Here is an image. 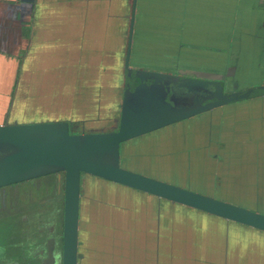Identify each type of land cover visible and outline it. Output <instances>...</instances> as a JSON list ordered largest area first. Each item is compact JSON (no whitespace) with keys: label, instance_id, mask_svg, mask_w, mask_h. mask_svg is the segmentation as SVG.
Wrapping results in <instances>:
<instances>
[{"label":"crops","instance_id":"crops-1","mask_svg":"<svg viewBox=\"0 0 264 264\" xmlns=\"http://www.w3.org/2000/svg\"><path fill=\"white\" fill-rule=\"evenodd\" d=\"M131 13L132 0H0V121H82L105 110L101 98L86 101L108 92L106 78L121 86ZM130 64L227 75L228 88L263 84L264 0H137ZM150 134L125 144L159 154L162 168L141 162L150 174H140L178 176L264 214V97ZM159 219L156 232H132L130 264H264L262 232L171 203Z\"/></svg>","mask_w":264,"mask_h":264},{"label":"water","instance_id":"water-1","mask_svg":"<svg viewBox=\"0 0 264 264\" xmlns=\"http://www.w3.org/2000/svg\"><path fill=\"white\" fill-rule=\"evenodd\" d=\"M20 1L32 5L35 0ZM136 2L132 0L120 77L122 93L112 124L77 133L72 129L71 121L65 120L0 121V188L52 174L60 173L63 177L61 249L55 252V239L49 240L43 264H80L82 175L264 233V214L257 209L175 186L121 165L120 152L124 143L221 107L264 97V83L240 89L234 81L228 88L227 75L196 73L189 77L131 66ZM6 116L7 112L3 118Z\"/></svg>","mask_w":264,"mask_h":264},{"label":"trees","instance_id":"trees-1","mask_svg":"<svg viewBox=\"0 0 264 264\" xmlns=\"http://www.w3.org/2000/svg\"><path fill=\"white\" fill-rule=\"evenodd\" d=\"M118 102V99L114 101L115 112L109 118L104 116L105 119L97 121L98 124L93 127H107L118 114ZM125 144L121 148L120 162L128 170H139L141 173L144 168L139 163L154 160L159 156L149 147L144 149L145 151L133 152L131 147L125 150ZM176 162L178 163L177 160ZM155 164L156 167L152 171L162 168L157 162ZM178 167L177 165L174 171H177ZM80 195V264H130L132 232L139 225L142 231L147 229L156 232L160 210L162 206L169 204L168 201L151 195L85 175H82Z\"/></svg>","mask_w":264,"mask_h":264},{"label":"rangeland","instance_id":"rangeland-1","mask_svg":"<svg viewBox=\"0 0 264 264\" xmlns=\"http://www.w3.org/2000/svg\"><path fill=\"white\" fill-rule=\"evenodd\" d=\"M241 88L242 87H240V89ZM13 95H14V91H12L10 97L11 96L13 97ZM106 108L108 110L110 108L109 105H107ZM144 167L148 171L153 170L155 167L154 160L149 159L145 161ZM135 171H137V173L140 172L139 170H135ZM142 173L150 174L147 172H142ZM150 177L168 182L175 186H179L182 188L185 187L182 184L185 185L186 180H183V178H180L178 176L177 177L173 176L172 178H169V177H163L160 174H156V176L153 175ZM62 181H63L62 174H60L59 176L55 174L50 177L34 180L32 181L33 183H29V182L20 183L18 185V188L13 187V188H6L4 190H0V215H2L3 213L4 214L14 213L13 216H6L5 218H0V264H3L5 262L4 260L10 256L15 257L17 259L20 258L21 259V261L19 260L20 262H24V264H27V261H29V259H28L27 251H25L26 247H24L23 243L26 239H28V237H26L25 234L28 231V226L32 227L31 222L35 219H38L37 214L33 213L36 210L35 205H33L29 200H31L32 202L35 201L37 203L38 202L42 203L40 209L39 208L37 209L41 210L42 212L48 211L49 208L48 205L52 207L54 204L51 201L47 204V201L54 197L55 195L54 192L59 187L60 194L57 196L58 206H59L62 195L61 193ZM201 186H202L201 183L197 184V187H201ZM185 189L191 190V188L187 186L185 187ZM199 193L204 194L205 192L199 191ZM241 202L245 203L244 200H242ZM15 205H16V210L14 207ZM244 206L245 205H242V207ZM19 212H20V216H19L20 220H23L22 217L24 218V220H26L29 213V218H28L29 224L27 220L25 223L22 221L19 222L20 220L18 219V222L20 223L21 226L19 225L15 215L16 213ZM60 214H61V209L59 208L58 212L56 213L57 222L58 220H60ZM43 223L45 225H43L42 230L46 231V229L51 225V223H49L47 220H43ZM25 224L26 227H24ZM20 241L23 243H21L19 246L16 245V243Z\"/></svg>","mask_w":264,"mask_h":264},{"label":"flooded vegetation","instance_id":"flooded-vegetation-1","mask_svg":"<svg viewBox=\"0 0 264 264\" xmlns=\"http://www.w3.org/2000/svg\"><path fill=\"white\" fill-rule=\"evenodd\" d=\"M125 52H126V50H125ZM124 57H125V54H124ZM124 57H123V61H124ZM122 64H123V62H122ZM121 70H122V66H121ZM107 76H109V74H107ZM106 85L110 88V89H107V88L105 89L108 92H106L104 95L103 94H101V95L95 94L94 96H89L88 101H86V103H89V101L94 102L97 97L101 98V100H103L105 102V104L108 103L105 105V110H103V111L99 110L97 112L94 111L91 114H88L87 119H83L82 121H71L72 129L75 132L87 133L90 131V129H92L90 127H93L97 123V121H99V119L102 115L107 116V118H109V116L115 112V106H113V104H111V102L113 100L115 101L117 99L120 101L119 97L121 98L122 86L117 87L115 89H111L112 84H111V80H109V78H106ZM118 89H120L119 92H118ZM109 91H111V92L115 91V95L113 96L112 94H109ZM81 96H82L81 94L77 95L76 96L77 100L79 99V101H81V102H83L84 99L87 100L86 96H83V98H81ZM107 105L111 106L108 110L106 108ZM95 120H97V121H95ZM110 124H112V123L110 122ZM52 175H55V174H52ZM52 175H47V176H43L40 178H35V179L29 180V181H25V183L26 182L33 183L32 181H34V180H38V179L45 178V177H50ZM56 175L59 176L60 173L56 174ZM21 183H23V182H21ZM19 184L20 183L13 184V185L6 186V187H2V188H0V190H4L6 188H13V187L18 188ZM52 185H50V186H52ZM54 193H55L54 197L47 201V204L51 201L54 205L52 207H50L48 205V207H49L48 211H45V212H42L41 210H39L40 207L42 206L41 205L42 203H40V202L37 203L35 201L32 202L31 200H29L33 205H35L36 210L33 213L37 214L38 219H35L31 222L32 227L28 226V231L25 234L26 237H28V239H26L24 241V243L21 241L16 243V245H18V246L21 243H23L24 247H26L25 251H27L28 259H29V261H27V264H43V260H45V258H46L48 241L51 239H55V252H60L61 236H62L63 194L61 195V202H60V205L58 206L57 196L60 194L59 193V187L57 190H55ZM61 193H62V191H61ZM14 207L16 210V205ZM37 208H39V209H37ZM59 208L61 209V214H60V220H58V222H57L56 213L58 212ZM2 212H4V211H2ZM13 214H11V213L10 214H4L3 213L2 215H0V218H5L6 216H13ZM15 215H16V220L18 222V219L20 220V218H19L20 212L16 213ZM28 218H29V213H28V217L26 219L27 221L29 220ZM22 219L23 220H20L19 222L22 221V222L26 223V220H24L23 217H22ZM43 220H47L49 223H51V225L46 229V231L42 230L43 225H45L43 223ZM28 224H29V221H28ZM19 225H20V223H19ZM24 227H26V224L24 225ZM19 260L21 261L20 258L17 259L15 257L10 256L4 260L5 262L3 264H24V262H20Z\"/></svg>","mask_w":264,"mask_h":264}]
</instances>
